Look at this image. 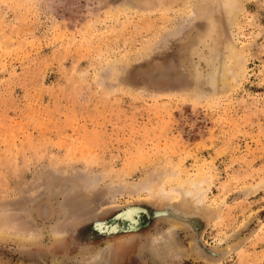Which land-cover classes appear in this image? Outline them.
Returning <instances> with one entry per match:
<instances>
[{
	"label": "rangeland",
	"instance_id": "1",
	"mask_svg": "<svg viewBox=\"0 0 264 264\" xmlns=\"http://www.w3.org/2000/svg\"><path fill=\"white\" fill-rule=\"evenodd\" d=\"M162 187L219 259L153 217ZM5 222L36 237L0 264H264V0H0Z\"/></svg>",
	"mask_w": 264,
	"mask_h": 264
},
{
	"label": "bare ground",
	"instance_id": "2",
	"mask_svg": "<svg viewBox=\"0 0 264 264\" xmlns=\"http://www.w3.org/2000/svg\"><path fill=\"white\" fill-rule=\"evenodd\" d=\"M160 191L162 192H159V190L155 191L157 196L156 194L154 195L153 193L154 191H149L150 199L154 200V196H156L155 198L159 200V204H157V206L154 207L155 210L151 209L153 210L151 213L153 217L156 216L157 218L160 219L163 218L164 220H167L168 222L171 223L170 225L171 227L174 228L186 227L188 230L193 231V233H195L194 236L196 237L194 238L195 245L190 244L191 248L194 250L196 249L195 252L199 254L200 257H202L203 259H208V258L209 260L210 258L219 259L223 255L222 253L223 251L218 252L219 249L211 248L210 246L206 245L203 242L202 235L200 236V233L202 232L204 227L206 228L205 226L206 222L203 219V215H202L203 208L201 207V205H199L200 203L202 204L201 200L199 199L197 202H195L190 209L189 206L186 205L184 206L183 204H181L182 200L180 198H181V193L183 191L176 192L173 189L167 190L164 187L160 188ZM187 192L190 191L187 190ZM131 204L132 205L127 203L126 205L129 206L127 207L125 205L127 209L122 208L124 210L121 209L122 206H120V208L118 207V210L121 209V212L117 213L118 215L116 217L120 218L121 220H131L132 225H138L140 223L138 219V214L141 213L142 210L146 207H144L139 203H137V205L136 203L134 204V202ZM185 208H189L190 210L186 211ZM207 213L209 212L207 211ZM107 221L108 220L100 217H96L93 219L92 221L93 229L95 230V232H97V234L112 236L113 234L121 232L120 224L118 223L114 225L110 231H108L105 227ZM13 230L14 229L11 228V225L8 224L7 222L0 223V238L3 239L15 238L17 240L26 241L30 239H35L36 237L35 235L28 233L26 231H21V230L13 231ZM131 230L132 229H130L129 231L127 230L126 232H130ZM60 235L61 234H58L57 235L58 237L56 238H60L61 237ZM92 237H93L92 234L88 235V239Z\"/></svg>",
	"mask_w": 264,
	"mask_h": 264
},
{
	"label": "water",
	"instance_id": "3",
	"mask_svg": "<svg viewBox=\"0 0 264 264\" xmlns=\"http://www.w3.org/2000/svg\"><path fill=\"white\" fill-rule=\"evenodd\" d=\"M117 215H118V214L114 215V218H116ZM210 259H212V258H210ZM212 260H217V259H212Z\"/></svg>",
	"mask_w": 264,
	"mask_h": 264
}]
</instances>
